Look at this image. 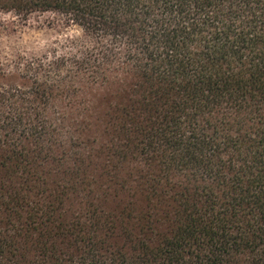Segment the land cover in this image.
<instances>
[{
    "label": "trees",
    "instance_id": "1",
    "mask_svg": "<svg viewBox=\"0 0 264 264\" xmlns=\"http://www.w3.org/2000/svg\"><path fill=\"white\" fill-rule=\"evenodd\" d=\"M0 11L81 26L98 44L83 67L101 64L106 79L117 67L127 83L108 101L123 105L96 190L78 178L85 159L46 187L32 106L46 89L0 86V264H264V0H0Z\"/></svg>",
    "mask_w": 264,
    "mask_h": 264
},
{
    "label": "rangeland",
    "instance_id": "2",
    "mask_svg": "<svg viewBox=\"0 0 264 264\" xmlns=\"http://www.w3.org/2000/svg\"><path fill=\"white\" fill-rule=\"evenodd\" d=\"M97 47L81 26L67 24L57 13L36 12L23 20L0 11V86L46 89L32 105L44 128L40 143L44 156L38 168L46 187L65 185L66 171L84 159L90 165L78 177L80 182L95 190L100 185L94 182L104 172L106 156L101 153L114 134L113 114L123 105L108 101L117 89V94L125 92L127 83L117 67L108 79L96 73L102 72L101 64L83 67L80 60ZM108 160L113 169L117 161ZM83 195L72 196L76 204Z\"/></svg>",
    "mask_w": 264,
    "mask_h": 264
}]
</instances>
